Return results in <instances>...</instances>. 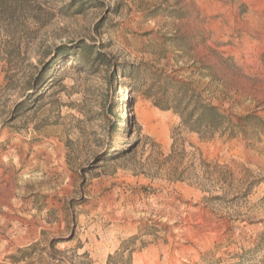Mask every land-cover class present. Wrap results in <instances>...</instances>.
Returning a JSON list of instances; mask_svg holds the SVG:
<instances>
[{
  "label": "rangeland",
  "instance_id": "374dc122",
  "mask_svg": "<svg viewBox=\"0 0 264 264\" xmlns=\"http://www.w3.org/2000/svg\"><path fill=\"white\" fill-rule=\"evenodd\" d=\"M84 2L0 0V264H264V0ZM78 42L140 80L33 93ZM167 78L222 112L213 137L154 105Z\"/></svg>",
  "mask_w": 264,
  "mask_h": 264
},
{
  "label": "trees",
  "instance_id": "16d2710c",
  "mask_svg": "<svg viewBox=\"0 0 264 264\" xmlns=\"http://www.w3.org/2000/svg\"><path fill=\"white\" fill-rule=\"evenodd\" d=\"M72 1L79 4V10L81 11L85 3L84 0ZM69 69H75L77 72H84L90 76H95L102 72V69H105L104 84L110 94L113 92V86L120 76L129 75L134 81L140 80V73L137 70L110 60L100 51L99 47L93 44L78 42L57 46L50 59L41 63V67L27 82L28 87L33 93H37L39 97L40 93L51 89L53 79L55 82L56 80H62L65 72ZM165 81H168L167 84H162L155 90L156 100L154 105L157 108L164 111L171 110L178 116L181 125L191 132L199 134L201 129L205 127L210 130L211 137H213L222 128V112L218 108L200 104L193 96L188 95L182 82H178L174 78H167ZM30 98L31 96L28 97L29 100ZM97 103L103 106V110L98 114L108 119L113 110V103L107 99Z\"/></svg>",
  "mask_w": 264,
  "mask_h": 264
}]
</instances>
